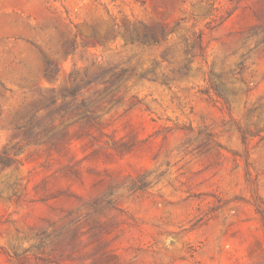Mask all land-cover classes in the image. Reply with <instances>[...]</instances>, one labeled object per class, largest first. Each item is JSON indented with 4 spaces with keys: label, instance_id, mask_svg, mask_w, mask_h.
<instances>
[{
    "label": "rangeland",
    "instance_id": "1",
    "mask_svg": "<svg viewBox=\"0 0 264 264\" xmlns=\"http://www.w3.org/2000/svg\"><path fill=\"white\" fill-rule=\"evenodd\" d=\"M5 151L0 264H264V0H0Z\"/></svg>",
    "mask_w": 264,
    "mask_h": 264
},
{
    "label": "trees",
    "instance_id": "2",
    "mask_svg": "<svg viewBox=\"0 0 264 264\" xmlns=\"http://www.w3.org/2000/svg\"><path fill=\"white\" fill-rule=\"evenodd\" d=\"M146 38H149V35H146ZM150 38H153L152 36ZM83 110H95L90 103H84L82 105ZM55 128L50 123L38 122L35 129H30L28 132L24 133L26 140L28 142H43L52 144L55 140ZM7 160V152H3L0 156V162ZM13 190V187H10Z\"/></svg>",
    "mask_w": 264,
    "mask_h": 264
}]
</instances>
